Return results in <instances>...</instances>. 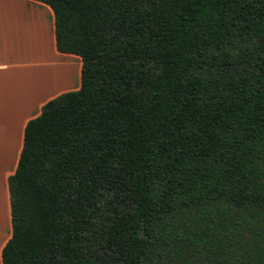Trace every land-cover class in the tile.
I'll list each match as a JSON object with an SVG mask.
<instances>
[{
  "label": "trees",
  "instance_id": "trees-1",
  "mask_svg": "<svg viewBox=\"0 0 264 264\" xmlns=\"http://www.w3.org/2000/svg\"><path fill=\"white\" fill-rule=\"evenodd\" d=\"M82 85L25 127L4 264H264V0H39Z\"/></svg>",
  "mask_w": 264,
  "mask_h": 264
},
{
  "label": "crops",
  "instance_id": "crops-1",
  "mask_svg": "<svg viewBox=\"0 0 264 264\" xmlns=\"http://www.w3.org/2000/svg\"><path fill=\"white\" fill-rule=\"evenodd\" d=\"M82 58L61 52L55 14L39 0H0V264L13 233L9 176L18 166L27 122L43 105L82 85Z\"/></svg>",
  "mask_w": 264,
  "mask_h": 264
}]
</instances>
